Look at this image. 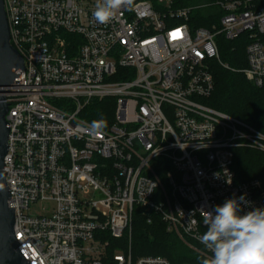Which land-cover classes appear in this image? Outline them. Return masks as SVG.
<instances>
[{
	"label": "built area",
	"instance_id": "obj_1",
	"mask_svg": "<svg viewBox=\"0 0 264 264\" xmlns=\"http://www.w3.org/2000/svg\"><path fill=\"white\" fill-rule=\"evenodd\" d=\"M11 45L23 57L9 106L6 183L14 232L30 264H106L110 240L128 238L136 213L206 250L203 212L246 194L243 211L264 207V182L238 183L235 151L264 155V133L211 108L212 66L240 72L264 89V0H134L107 24L96 0H3ZM213 9L209 27L196 10ZM243 41L246 67L221 58ZM113 98L102 136L81 114ZM59 103V104H56ZM228 181H231L230 183ZM51 203L46 215L30 208ZM110 264H171L161 256Z\"/></svg>",
	"mask_w": 264,
	"mask_h": 264
},
{
	"label": "trees",
	"instance_id": "obj_2",
	"mask_svg": "<svg viewBox=\"0 0 264 264\" xmlns=\"http://www.w3.org/2000/svg\"><path fill=\"white\" fill-rule=\"evenodd\" d=\"M177 2L176 7L183 8L205 4L208 0H177ZM224 43L226 44L225 47L221 48L222 61L232 69L238 70L242 61L240 59L235 61L233 55L238 53L240 46L232 47L229 45L232 43L225 41ZM214 68L215 65L212 66L211 71L215 79L216 91L207 104L215 110L242 120L264 133V89L255 87L239 72L225 70L221 66L218 69ZM112 105L114 107L112 103L105 105L103 102H94L86 117L87 121L91 123L95 120L105 119L111 112ZM234 170L238 183L252 179H260L264 182V155L246 149L236 150ZM154 218V222L148 224L141 213L135 214L131 244L128 238L113 240L108 237L110 240L109 257L105 259V263L110 264L113 261L114 242H118V245L127 252L131 250L133 259L145 256H161L168 259L171 264H200V261L206 258L202 254L196 253L177 235L168 232L167 227L159 217L155 216ZM185 240L197 250L204 252L205 249L202 246L186 238Z\"/></svg>",
	"mask_w": 264,
	"mask_h": 264
},
{
	"label": "clouds",
	"instance_id": "obj_3",
	"mask_svg": "<svg viewBox=\"0 0 264 264\" xmlns=\"http://www.w3.org/2000/svg\"><path fill=\"white\" fill-rule=\"evenodd\" d=\"M134 0H96L93 19L107 24L123 7L131 8ZM90 131L97 137L107 128V120L92 121ZM229 183L231 181H228ZM246 194L218 204L212 211L203 212L206 231L198 237L211 256L200 264H264V207L243 211Z\"/></svg>",
	"mask_w": 264,
	"mask_h": 264
},
{
	"label": "water",
	"instance_id": "obj_4",
	"mask_svg": "<svg viewBox=\"0 0 264 264\" xmlns=\"http://www.w3.org/2000/svg\"><path fill=\"white\" fill-rule=\"evenodd\" d=\"M24 68L23 57L11 45L4 1L0 0V264H30L18 249L20 244L13 229L15 209L8 204L11 196L4 171V160L9 152L10 124L6 121L9 106L3 94L19 83L18 72Z\"/></svg>",
	"mask_w": 264,
	"mask_h": 264
},
{
	"label": "rangeland",
	"instance_id": "obj_5",
	"mask_svg": "<svg viewBox=\"0 0 264 264\" xmlns=\"http://www.w3.org/2000/svg\"><path fill=\"white\" fill-rule=\"evenodd\" d=\"M211 1V0H208V2ZM198 6V5H197ZM213 11V9H200V10H196L195 11V14H194V17H193V22L195 23L194 25H199V26H205V27H209V24H211V22L208 21L207 17H209L208 15ZM232 44H229V45H232V47H238L240 46L239 48V51L238 53L234 54L233 55V59H235V61L237 59H240L242 61V64L240 65L239 69L238 70H242L244 69V64H245V60H246V56H245V51H244V43L243 41L239 40L237 42H230ZM225 43L222 42L221 43V48L222 47H225ZM222 50V49H221ZM222 53V52H221ZM227 64V63H225ZM221 66V65H220ZM219 65H215V68L214 69H218V67H220ZM217 67V68H216ZM221 68H223L221 66ZM225 69V68H223ZM227 70V69H225ZM240 73V72H239ZM242 74V73H241ZM243 76L245 77V75L243 74ZM248 82H250L247 77L245 78ZM95 102H99L98 100H96ZM103 102L105 105L107 104H114V107L113 105L111 106V112H109V115L106 116V120H107V127L110 126L113 122H114V119H115V100L113 98H106L104 99ZM56 104H59V103H56ZM94 102L89 105V107H87V109L83 112V114H81V118L83 120H86L87 121V115L91 109V107L93 106ZM211 107V106H210ZM212 108V107H211ZM214 109V108H213ZM228 115V114H227ZM230 116V115H229ZM232 117V116H231ZM248 150V149H246ZM251 152H256V151H253V150H249ZM259 153V152H257ZM53 205L50 203H39V204H35L33 205L30 210H29V213L30 215L32 216H41V215H46L48 214L51 209H52ZM176 235V234H175ZM178 236V235H177ZM180 238V240H182L184 243H186L191 249H193L196 253H199V254H202L203 256H205L204 252L200 251V250H197L196 248H194L192 245L188 244L186 242L185 239H182L180 236H178ZM114 247H115V252L113 255H127L128 252L124 249L121 248V246L118 245V242H114ZM104 256L106 257L105 259H107L109 257V253H108V250H104ZM111 257V256H110ZM206 257V256H205ZM112 259V258H111ZM137 259H134V261H136Z\"/></svg>",
	"mask_w": 264,
	"mask_h": 264
}]
</instances>
